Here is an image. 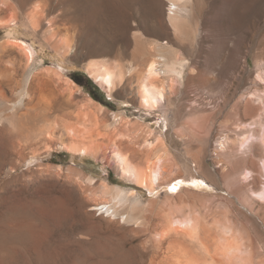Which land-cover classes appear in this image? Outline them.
I'll return each mask as SVG.
<instances>
[{
	"label": "rangeland",
	"instance_id": "obj_1",
	"mask_svg": "<svg viewBox=\"0 0 264 264\" xmlns=\"http://www.w3.org/2000/svg\"><path fill=\"white\" fill-rule=\"evenodd\" d=\"M35 2L47 19L33 30L26 14ZM187 5L190 14L175 33L170 0H0V17H18L0 26V264H168V243L156 234L169 211L207 227L230 225L256 261L264 258V200L255 194L264 185V0ZM51 35L72 41L73 53L52 50ZM13 39L34 48L32 65L21 60ZM155 40L172 41L183 63L171 101L149 112L140 107L136 87ZM95 61L125 73L112 96L87 71ZM46 68L78 91L70 95L65 81L43 75ZM85 97L108 113L96 156L60 149L58 135L47 136L57 121L81 117ZM113 111L152 130L149 138L168 171L155 191L120 172L109 140ZM244 135L249 139L241 146ZM137 139L142 145L144 137ZM127 154L143 165L145 158ZM182 179L183 187L171 191ZM194 179L204 180L203 187ZM103 181L135 190L118 215L92 209ZM194 257L206 259L197 249Z\"/></svg>",
	"mask_w": 264,
	"mask_h": 264
},
{
	"label": "bare ground",
	"instance_id": "obj_2",
	"mask_svg": "<svg viewBox=\"0 0 264 264\" xmlns=\"http://www.w3.org/2000/svg\"><path fill=\"white\" fill-rule=\"evenodd\" d=\"M187 2L188 0H170V4L174 8L170 7L169 9L171 12L169 13L168 21L175 33L181 32V25L187 21V17L190 14ZM26 16L28 25L33 30H36L47 19L45 17V9L39 2H35L30 7ZM17 21L18 17L15 14H10L6 17H0V26L10 27ZM49 33H52L51 29ZM52 38L53 35L49 37V46L58 54L67 56L75 50L74 43L64 35ZM171 42L169 40H155L152 46L154 49L152 55L144 62L143 68L138 71L136 92L139 93V104L141 108L149 112L164 108L171 101L170 94H172L175 85L179 83L180 67L183 60L178 51L172 47ZM11 44L17 48L21 60L27 66L34 63L35 52L29 43L13 39ZM50 68H46L43 75L48 76L54 82L65 81L66 90H69L70 95L78 91L69 78H62L57 71ZM133 69L134 67L127 69L126 74L130 75L134 71ZM87 71L105 89L109 96L113 95L125 76L120 66L118 68L116 65L111 66L106 62L95 61L87 67ZM200 81L203 84L206 82L204 77ZM26 94L28 95L29 92L26 91ZM23 97L18 104L23 102ZM85 99L84 108L82 107V111L79 114L81 117H78L77 121L63 118L54 124L53 129L47 132V136L58 135L59 141L55 146L60 149L74 154H92L96 156L100 149L97 141L99 142L100 136H105V132L103 133L100 130L101 119L104 120L108 113L102 104L96 103L89 97H85ZM111 118L110 123L107 121L114 128L113 136L109 139L113 148L111 153L119 166L120 172L151 192L155 191L156 186L168 171L166 166L163 165L162 153L156 151L155 141L149 138L152 130H146L144 124L138 121L135 122L132 119H125L124 116L116 114L114 111ZM139 136L144 137L142 145L139 141L140 145H137V140L139 139L137 137ZM248 139L244 135L240 140V145L244 146ZM227 142V137L221 138L218 141L220 148H226ZM127 151H130V154L136 155L137 153L142 158H145L143 165L134 164ZM30 162L32 161L29 160L28 163L30 164ZM262 162V173L264 174V161ZM56 169L61 170L62 167L57 165ZM248 173L249 171L244 174L246 178ZM79 179H84L83 181L89 182L91 185L95 182L93 178L83 177L82 175ZM194 181L201 182H193L199 188H202L205 183L204 180L199 179H194ZM179 182L178 184L177 182L175 183L176 191L183 187L186 181L182 179ZM134 192V189H127L119 185L111 186L103 181L97 193L98 198L92 205V209L101 210L99 215H105V213L118 215V205L127 204L128 197L131 194L133 195ZM255 194L264 200V185L260 192ZM261 220L263 219L261 218ZM163 221L164 226L160 232H156V236L162 242L168 243L169 254L165 256L168 264H264V258H260L258 261L254 259L253 250L241 241V234L232 233L230 225L224 224L221 228L207 227L201 225L202 222H198L195 216H188L184 219V217H177L170 211L165 212ZM193 248L201 251L206 259L204 261L197 260L194 257L196 249L194 250Z\"/></svg>",
	"mask_w": 264,
	"mask_h": 264
},
{
	"label": "trees",
	"instance_id": "obj_3",
	"mask_svg": "<svg viewBox=\"0 0 264 264\" xmlns=\"http://www.w3.org/2000/svg\"><path fill=\"white\" fill-rule=\"evenodd\" d=\"M74 76L75 77H86L87 78V74L85 72H82V71H75L74 72ZM88 82L91 84L92 88L94 89V91L98 94H103V92L101 91V89L99 88V86H97L96 84H93V82L88 78ZM91 93V96H93L96 100H99L100 101V97L98 98V95L94 92H90ZM103 100V99H101Z\"/></svg>",
	"mask_w": 264,
	"mask_h": 264
},
{
	"label": "snow or ice",
	"instance_id": "obj_4",
	"mask_svg": "<svg viewBox=\"0 0 264 264\" xmlns=\"http://www.w3.org/2000/svg\"><path fill=\"white\" fill-rule=\"evenodd\" d=\"M180 183L179 181H177V184ZM195 183H201L200 181H196ZM171 191L175 192L176 191V184H173L171 189Z\"/></svg>",
	"mask_w": 264,
	"mask_h": 264
}]
</instances>
